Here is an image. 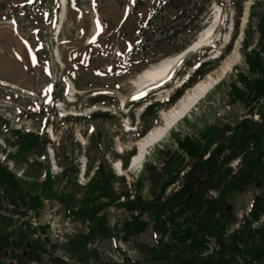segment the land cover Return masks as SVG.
<instances>
[{"label": "rangeland", "instance_id": "rangeland-1", "mask_svg": "<svg viewBox=\"0 0 264 264\" xmlns=\"http://www.w3.org/2000/svg\"><path fill=\"white\" fill-rule=\"evenodd\" d=\"M160 1L0 0V166L14 175L27 198L42 203L16 213L2 202L0 233H9L11 241L4 263H15L12 255L26 253L32 244L43 264H50V254L74 264H198L215 253L214 239L208 237L206 248L199 245L181 261L172 258V251L163 254V244H172L169 235L157 231L139 211L122 207L124 196L104 206L93 220L77 210L99 165L110 167L112 177L124 176L130 193L147 198L144 164L157 160L166 145L176 147L174 134V141L194 140L207 127L240 118L258 95L252 87L264 84V0H211L187 47L202 36L208 41L152 80L148 74L163 71V61L178 53L140 65L129 51L138 22ZM57 30L61 33L55 41ZM90 37L95 41L88 43ZM201 64V71H208L196 82L210 76L215 84L166 135L148 145L141 165H132L140 155L138 142L163 125L162 113L196 85L168 103ZM143 126L149 128L140 137ZM14 129L45 143L25 151L17 145ZM116 178L103 176L101 181L105 188L111 183L119 195L124 189ZM255 194L252 185L231 194L228 231L261 227L264 213L255 218L257 206L250 213ZM16 207L19 212L27 209ZM136 223H144L143 229L129 233ZM240 235L242 245L245 236ZM37 239L45 253L38 250Z\"/></svg>", "mask_w": 264, "mask_h": 264}, {"label": "trees", "instance_id": "trees-1", "mask_svg": "<svg viewBox=\"0 0 264 264\" xmlns=\"http://www.w3.org/2000/svg\"><path fill=\"white\" fill-rule=\"evenodd\" d=\"M210 1L161 0L145 21L138 22L136 41L130 54L139 59L140 65H144L183 52ZM201 66L192 72L185 84L172 93L168 99L169 104L181 96L185 87L201 79L208 71H201ZM252 88H255L258 95L247 105L246 113L240 118L207 127L194 140L184 137L174 141V134L172 142L176 143V147L166 145L159 152L157 160L144 164L147 198L141 197L139 193H130L129 183L124 176L112 177L110 167L99 165L92 179L85 185L86 192L80 199L82 205L77 210L93 220L104 206L124 196L120 202L122 207L128 211H139L153 222L157 231L169 235L172 246L170 243L163 244L166 249L163 254L169 255L172 251V258L181 261L183 255L193 252L199 245L200 250L206 248L204 243H207L208 237H213L215 253L201 258L198 264H264V222L257 229H246L248 225L235 231L227 229L231 218V211L227 209L228 200L235 191L252 185L256 194L253 199L255 206L250 213L256 206L255 218L264 213V84H256ZM148 128L143 126L138 136H143ZM13 135L17 145L25 151L37 150L45 143L41 138L37 140V136L19 129H14ZM110 147L113 152V145ZM112 156L117 155L113 152ZM77 173L78 167L73 175L74 182H77ZM103 176L116 178L124 190L116 195L111 183L105 188L101 181ZM15 182L14 175H7L0 166V210L3 201L10 204V208H15L12 211L16 213L38 209L41 201L34 196L27 198ZM101 197L105 201H99ZM63 198L68 202L72 197L69 195ZM18 204L27 209L16 211ZM143 225L136 223L129 233L139 232ZM240 233L245 236L242 245L239 244ZM250 239L257 241L256 245L250 243ZM10 242L9 233H0V264H7L1 259ZM37 242L38 250L45 253L39 239ZM33 246L26 253L12 255L15 263L8 264H27L25 260L43 264ZM48 258L50 264H74L51 254Z\"/></svg>", "mask_w": 264, "mask_h": 264}, {"label": "bare ground", "instance_id": "bare-ground-1", "mask_svg": "<svg viewBox=\"0 0 264 264\" xmlns=\"http://www.w3.org/2000/svg\"><path fill=\"white\" fill-rule=\"evenodd\" d=\"M209 34H210V32L208 33V35ZM208 38L209 37H207V39H206L205 36H202L200 40L195 41L188 48H186L187 47L186 46L185 47L186 49L184 48L185 50L184 49H183L184 51L182 50L183 52L180 51L181 53L178 52L179 54L174 55V56L163 61L164 64H161V66H160V67H165V69L163 71L157 72V73H154L152 71L153 73L150 75L148 74V76H150L152 78V80H154V79L164 75L166 72H168L170 67L179 58L183 57L184 54L187 53L188 51H190L193 47L198 46L199 44L201 45V44L206 43L208 41ZM93 40L91 42H93ZM214 84H215V81L213 79H211L210 76H208L205 80L198 82V84H196L193 88H191V91L188 92L183 98H181L176 106H173L169 110L164 111L162 113L164 124L155 127L144 138H142L138 142L140 155L137 154L135 156V158L133 159L132 165H134V166H136L138 164L141 165L144 161V155H145L146 148L148 147V145L154 143L157 140H160L164 135H166V133L168 132L170 127H172L174 125L173 123H175L177 121L176 119L184 116L187 113V111L189 110V108H191L192 105L195 103V101L200 96H202L204 93L209 91V89Z\"/></svg>", "mask_w": 264, "mask_h": 264}, {"label": "snow or ice", "instance_id": "snow-or-ice-1", "mask_svg": "<svg viewBox=\"0 0 264 264\" xmlns=\"http://www.w3.org/2000/svg\"><path fill=\"white\" fill-rule=\"evenodd\" d=\"M134 99L137 98V97H133Z\"/></svg>", "mask_w": 264, "mask_h": 264}]
</instances>
